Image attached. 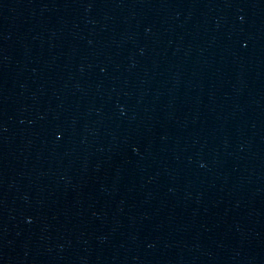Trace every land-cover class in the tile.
I'll return each mask as SVG.
<instances>
[{
    "label": "water",
    "instance_id": "95a60500",
    "mask_svg": "<svg viewBox=\"0 0 264 264\" xmlns=\"http://www.w3.org/2000/svg\"><path fill=\"white\" fill-rule=\"evenodd\" d=\"M194 0H0V264H124Z\"/></svg>",
    "mask_w": 264,
    "mask_h": 264
}]
</instances>
